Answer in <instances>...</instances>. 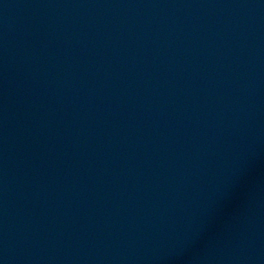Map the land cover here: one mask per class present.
Masks as SVG:
<instances>
[{
	"label": "water",
	"instance_id": "obj_1",
	"mask_svg": "<svg viewBox=\"0 0 264 264\" xmlns=\"http://www.w3.org/2000/svg\"><path fill=\"white\" fill-rule=\"evenodd\" d=\"M0 264H264V0H0Z\"/></svg>",
	"mask_w": 264,
	"mask_h": 264
}]
</instances>
